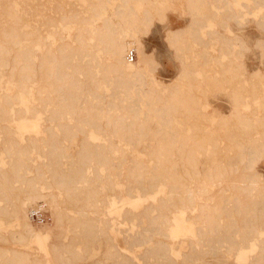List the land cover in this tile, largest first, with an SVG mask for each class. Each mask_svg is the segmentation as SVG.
Listing matches in <instances>:
<instances>
[{
    "label": "bare ground",
    "instance_id": "obj_1",
    "mask_svg": "<svg viewBox=\"0 0 264 264\" xmlns=\"http://www.w3.org/2000/svg\"><path fill=\"white\" fill-rule=\"evenodd\" d=\"M65 1L50 17L29 0H0V264H212L208 254L264 264V68L247 70L249 46L230 26L252 13L264 28V0H204L201 15L221 19L205 23L201 0H188L187 34L209 46L178 45L185 29L167 37L183 60L177 84L201 94L153 77L135 29L170 0ZM256 45L264 63V37ZM210 90L227 93L228 115L212 109ZM33 123L39 133L20 143ZM34 151L45 160L33 163ZM37 204L51 222L32 223Z\"/></svg>",
    "mask_w": 264,
    "mask_h": 264
},
{
    "label": "rangeland",
    "instance_id": "obj_2",
    "mask_svg": "<svg viewBox=\"0 0 264 264\" xmlns=\"http://www.w3.org/2000/svg\"><path fill=\"white\" fill-rule=\"evenodd\" d=\"M57 1L59 2V0H57ZM57 1L56 0H37V1L36 0H29L31 6L34 7V9H36L40 13H42V11H41V9H42L43 14L48 13L46 16L51 15L50 17L58 15L57 13H56V15H54L55 14L54 10H56L55 4ZM61 1L60 2L63 3L65 0H61ZM66 3H67L66 4L67 9L71 8V6H73V4H74V6L79 4L77 8H82V6H83L79 0H67ZM71 3H72V5H70ZM41 4L44 5V7ZM45 5L48 6L49 9L47 7H45ZM206 5H205V1L201 0L200 11L197 14V16L201 20H203V22L211 16H212L211 17L212 19H214L216 21L217 20L221 21L220 17L213 15L215 13L214 11H212V12L205 11L201 15V11L205 10ZM26 7L29 9L30 6H26ZM38 7L39 8L42 7V8L40 10H38ZM152 10H153L154 18H153L152 24L149 26V29H147V31H146V29L143 26L135 27V29L137 30L138 37L145 44L146 52L150 53L151 56L153 57L154 61L157 63L156 70L154 72H151L152 76L157 78L161 84L163 83L162 85L168 86V88H173V87L175 88V86L180 84L178 91L180 93L184 94L187 91H189L190 87L192 88L193 85L191 86V83H190V85L185 84V86L183 87L182 86L183 83L177 84L178 83V81H177L178 77L177 76L181 72L180 69H182V67H183V62H182L183 60L179 55H177L178 52H177L175 45L172 46V44L168 40L167 35H168L169 31L172 29H176V30L177 29H183V30L185 29V32L182 35H179L180 40L177 41L176 43L178 45L193 46V50L196 51L195 49H198L197 51H199L200 53H202L209 46L210 43L209 42H207L208 44L204 43V44H207V46L206 45L204 46L205 48L202 47V45H204V44L200 43L199 46L201 45V47H202V49H201V48H199V46H197L198 45L197 41H200V39L199 40L196 39L197 41L195 42V40L193 38H190L189 35L187 34V33H191L188 30L190 29V24L192 23L193 17L196 13V11L194 12L189 7L188 0H170L169 2L165 3L163 6H161L160 4L159 5L155 4V6L153 7ZM250 11H251V9H250ZM114 21L117 22V19L115 18ZM257 23H258V20L255 18V16L252 13H249L245 16V21H244V24L242 26H239L238 24H237L238 25L237 26L235 21L233 22V20L230 21V26L233 29V31L235 33L242 35L246 39V44L249 46V49L245 50V53L243 56V61H244V64L246 65V68L248 71H254L256 68H260V69L264 68V63L261 62V59H260V52L262 51V49L256 45V39L258 37H264L263 36L264 35V28L258 27ZM1 24L2 23H0V25ZM31 24H33V25H31ZM1 26L3 27V24ZM30 26H37V23L34 22V20L30 21L28 23V25L23 27V30L30 29ZM218 29H221V27L220 26H211L207 29V31L210 30V31L214 32ZM1 30H0V32L2 33ZM72 33H73V30L71 31V34ZM199 38H201L202 41H205V40L208 41L207 37L205 38V37L200 36ZM56 46L57 45H55V47ZM188 48L189 49H187V47H186L185 50L186 51L188 50V52H191L190 47H188ZM199 49H201L202 51ZM199 52H198V54H199ZM134 53H135V57H134L133 62H135V59L138 60L137 52L134 51ZM189 54H191V53H189ZM194 65L198 69H202V67H203L201 62H199L198 64H194ZM209 74H211V73H209ZM194 83L197 86H199V77H197V80H194ZM110 88L112 90V86H110L109 90L107 91V93H109V94H111L113 92V91L112 92L110 91ZM192 90H194L198 94L203 93L202 87H199V88L195 87V88H192ZM207 97H208L209 102L212 105L213 110L215 108H218L221 112H223L227 115L229 114L230 103H229V98L227 96V93L225 91H223V90H210L207 93ZM260 111H256V113H255L256 116L262 115L263 112L261 111L262 112L261 113ZM207 120L208 121H205V123L208 126V129L210 131H212V129H213V128H211L212 127L211 126L212 119L210 117H207ZM33 124L34 125L31 126L32 128H29L27 131L30 133L24 132L23 134H21L19 136L20 143H26L25 139L28 136V134L29 135H36V132L39 133L38 131H39L40 127L38 125H35L36 123H33ZM13 125L17 126L19 124H18V122H15V123H13ZM83 137H84L83 133H79L76 136V141L74 143L73 142L69 143L68 151L73 156H76L77 151L80 148L81 139ZM3 140H4V136H3V134H1L0 135V142H3ZM0 146H1V144H0ZM32 155L36 157L35 158L36 161L33 162L35 164H38V163L42 162L43 160H45V158H43V156H40V154H37L36 151H34L32 153ZM43 155H44V153H43ZM2 157L6 162L9 161V159H11L6 154L3 155ZM37 158H38V160H37ZM256 168L264 177V157L260 158ZM46 176H48V174ZM15 201H16V199H12V198L11 199H4L2 204L11 205ZM45 209H46L48 216H49V221H47V222H51V219H50L51 218V212L48 208L45 207ZM128 227H129V225L121 226L122 230H124V231H125V229H128L130 231V229ZM0 228L5 233L8 231L9 226L2 224L0 226ZM120 238L121 237H118V240L122 244ZM18 246L20 247V245H18ZM92 247L94 248L95 246H92ZM137 253H142V251H139ZM97 256L100 257L101 254L98 253ZM205 259L210 261L212 264H234L232 257H223L221 255H210V254H208L205 256ZM93 260H94V258L86 259L84 261L87 264H91ZM153 260L154 259L151 258V261H153ZM198 263L201 264L200 262H198ZM107 264H108V262H107Z\"/></svg>",
    "mask_w": 264,
    "mask_h": 264
},
{
    "label": "built area",
    "instance_id": "obj_3",
    "mask_svg": "<svg viewBox=\"0 0 264 264\" xmlns=\"http://www.w3.org/2000/svg\"><path fill=\"white\" fill-rule=\"evenodd\" d=\"M135 57L134 51H129L127 59L133 61ZM40 203V202H39ZM30 220L34 224H44L49 221L48 213L43 204H37L30 208L29 211Z\"/></svg>",
    "mask_w": 264,
    "mask_h": 264
}]
</instances>
